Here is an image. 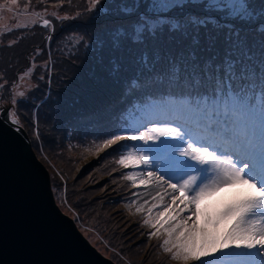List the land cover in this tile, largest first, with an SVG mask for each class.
<instances>
[{"label":"snow or ice","instance_id":"snow-or-ice-1","mask_svg":"<svg viewBox=\"0 0 264 264\" xmlns=\"http://www.w3.org/2000/svg\"><path fill=\"white\" fill-rule=\"evenodd\" d=\"M17 4L18 0H2L0 13H12ZM89 4L93 16L102 21L97 50L112 53V75L133 73L125 81L127 92L166 86L187 91H169L162 94L164 100L197 101L189 104L195 131L185 124L130 133L126 129L98 145L99 151L123 141L154 146L155 170L143 147L124 148L117 161L132 170L124 179L133 188L167 185L171 193H179L171 196L170 204L159 192V200L152 197L157 202L144 220L155 229L150 238L164 237L160 248L182 264L202 257L209 259L201 264H224L222 257L229 252L254 253L257 264H264V141L256 139L264 123V0ZM43 25L49 27L50 21L45 19ZM8 119L19 124L15 112ZM142 166L149 170L136 171ZM237 186L243 191L214 211L201 207L222 190ZM162 206L163 211L153 216V209Z\"/></svg>","mask_w":264,"mask_h":264},{"label":"rangeland","instance_id":"rangeland-1","mask_svg":"<svg viewBox=\"0 0 264 264\" xmlns=\"http://www.w3.org/2000/svg\"><path fill=\"white\" fill-rule=\"evenodd\" d=\"M35 1L42 2V0ZM0 2H2V0H0ZM30 2L32 1L18 0V4L15 6L12 13L7 11L0 13V117L5 115L8 116L10 112H15L16 117L19 119V124L15 125V127L19 129L20 126L24 129L38 160L45 166L50 174L56 204L62 213L76 224L77 229L84 238L104 257L115 264H182V262L171 260L169 254H162V250L158 249L160 251H157L156 245L158 240L153 239L154 236L150 238V240L146 237V231L151 233L154 231L151 230L153 228L144 224V222L139 223L141 219L145 220L142 215L147 214V209L151 207L153 203L157 202L154 201L152 197L157 196L158 192L164 195L165 204H170L171 196L179 195V193H171V189H168L167 185H161L159 188L155 186H149L147 188L140 186L132 198L129 197L127 200H123L124 209L127 211V213H124L121 209L122 206L116 204V200L118 199V197H114L116 180L112 177V172L103 173L100 167L104 156V150L102 152L93 153L83 150L86 148L82 146H80V150L77 152H72L67 148L61 149L58 146V141L61 138L60 132L58 131L55 136H49L50 140L54 141V144L44 148L46 136L50 133V131L46 132L44 128L49 126V124L47 122H42L40 124L38 117L46 119L48 122L51 120V122H58V120H60L57 117H53L54 106L52 105V101H54L53 92L59 90L56 88L58 83L54 82L55 78H52V75L51 77L48 76L51 70L56 69L55 72L57 73L59 70L54 66V63H42L40 60L51 59L52 61L54 58L64 57V55L73 49L74 45L71 39L77 35V33H72V35L64 37L62 40H56L52 27H44V18H39L32 14L30 11ZM33 3L35 2L33 1ZM51 3L61 5L62 1L57 0L56 3L51 1ZM35 24H40L43 28L48 30V32H44L45 50L40 53L37 58L34 57V59H38L37 63H35V61L31 63V67L28 66L27 70L29 68L32 70L31 75L25 76L26 70L17 76L16 79L15 70L9 69L8 66L12 61H14L13 63H15V66L20 65L22 68L26 66L25 54L27 50L35 42H40L39 35L33 38ZM98 36V34H84L85 40L91 41L92 43ZM30 56H34V54ZM60 60L64 61L66 59L64 57ZM32 61L34 60L32 59ZM43 66H50V69H42ZM71 72H73L71 69L65 71V73ZM124 73L125 79H129L127 78V72L124 71ZM41 76H43L44 81H46L45 84L42 83V86L39 85L41 82L38 80ZM32 79L37 81L41 93L38 91V93L33 92V94H31L34 89V84H31ZM53 82L54 85L52 86ZM70 87L71 86L68 85V88ZM20 92H24L25 95L23 98L19 96ZM118 94L119 95L116 97V110L120 102L127 96V92L124 91L121 93V90H119ZM14 100L15 103L13 102ZM93 108L95 111L101 110L96 109L94 106ZM152 110H154V108L149 109V111L142 116V121L139 126L132 131H145L154 126L176 127L178 124H185L195 131L194 125L190 119L191 113L187 109L181 110L175 108L166 112H157L156 115L152 114ZM26 117L29 120V124L26 122ZM88 125L92 126L93 129L97 127L96 122L90 121ZM262 125H264V123H262ZM262 125L258 127V129H261ZM105 126L109 127L108 122ZM48 128L51 130L50 127ZM76 132V136L81 135V131L76 130ZM107 133L108 132L103 134ZM259 133V131L256 133L257 141ZM34 136L38 137L37 139L39 141H36ZM84 138L85 140L81 145H88L89 141H94L93 145L95 142H99L95 141V137L93 138L89 135H85ZM161 139H168L169 142L174 143L170 138ZM39 142L40 144L38 145ZM132 143V145H126L125 147L128 149L143 147L148 151L145 155L148 156L151 162V170H155V162L153 161L152 155L154 146L142 145L141 142ZM44 149H48V151ZM108 151L112 156L117 154L114 152V146L108 148ZM63 157L66 159L62 161ZM141 170L147 171L149 169L143 166L141 169H136V171ZM164 178L167 179V176ZM72 186L83 193L89 190L91 192L90 194L93 195L94 193L97 202L102 203L104 207L108 208L106 212L100 208L97 210L94 207L91 208L86 198L80 197L74 199ZM119 190L122 191L123 187L119 186ZM241 191H243V189L240 186L222 190L220 193H217L215 196L205 201L201 207L203 208L207 205L209 211H214ZM137 193H139V195H137ZM157 200H159V196H157ZM145 201L148 203H145ZM177 204H179V201H177ZM141 205L144 206L143 211L137 212L136 208ZM180 206L182 207V205ZM159 211H163V206L153 209V216ZM107 215L110 217L109 221L106 220ZM184 215L187 216L188 213H184ZM124 217L128 218V221L125 220ZM115 223H117V225ZM114 225L117 229L112 228ZM115 229L120 233L118 239L119 244L116 242V236L118 234L114 231ZM107 230L110 231L107 233ZM143 232L144 235H142ZM145 238L147 239V245H144L146 244ZM140 246L143 247V250ZM228 255L232 258L231 260H226L224 264H257L254 253L229 252ZM149 256H151V258Z\"/></svg>","mask_w":264,"mask_h":264},{"label":"trees","instance_id":"trees-1","mask_svg":"<svg viewBox=\"0 0 264 264\" xmlns=\"http://www.w3.org/2000/svg\"><path fill=\"white\" fill-rule=\"evenodd\" d=\"M31 1L30 11L36 17L44 18L43 20L48 19L50 21L49 27H52V30H54L56 40H62V38L69 37V35H72V33H77V35L71 39L74 45L73 49L64 55L66 60H60L64 57H53L54 59H52V61L51 59L40 60L42 63H54V66H56V68L59 70L58 73L55 72L56 69L51 70V72L48 73V76L51 77L52 75V78H55L54 82L58 83L56 88L59 90H55L53 92L54 101H52V105L54 106L53 117H57L60 120H58V122H51L52 120L48 122L46 119L38 117L40 124L42 122H47L49 124V126L44 128L46 132L50 131V133L46 136L44 148L54 144V141H51L49 136H55L58 131L61 135V138L58 141V146L61 149L67 148L72 152H77L80 150V146H82L86 148L83 150L89 152H102L98 150V145H100L103 140L110 138L114 134H120L126 129L130 133L131 130L138 127L142 116L148 112L147 110L151 108H157L162 112H166L175 108L189 110L190 103L192 105L197 103L195 99L191 100V102H189L187 99L180 101L163 99L162 94H166L169 91L175 94H180L181 92L187 91L186 89L180 88L169 89L166 86H155L148 87L140 91L127 92L126 89L128 88V85L125 83V81L128 79H125L124 71L121 72L119 77L113 76L111 73L110 60L112 58V53L107 48H105L103 51H98L96 38L94 39L93 43L91 41L85 40V33L100 35L99 25L102 22L101 20L95 18L90 11L89 0H70V2L69 0H60L62 1L61 5H55L51 3V1L56 3L57 0H42V2L35 0ZM33 1L35 3H33ZM63 17H69V19L65 20ZM45 31L48 32V30L43 28L40 24H35L33 38L39 35L40 42H35L27 50L25 54V67L22 68L20 65L15 66V63H13L14 61L9 64V69L15 70L16 79L17 76L27 70L28 66H32L31 63L35 61V63H37L38 59H34V57L37 58L40 53L44 52ZM31 54H34V56H30ZM124 55L127 57L126 53ZM32 59L34 61H32ZM125 62L127 63V60H125ZM42 69L49 70L50 66H43ZM67 69H71L73 72L65 73ZM126 72L128 76L127 78H130L133 74L131 71ZM38 80L41 82L39 83L40 86L46 83L44 79L38 78ZM54 82L52 86L54 85ZM32 83L34 84V89L31 94H33V92L38 93L39 88L37 81L32 79L31 84ZM68 85L71 87L68 88ZM119 90H121V93L126 91L127 96L120 102V105L116 110V97L119 95ZM39 92L41 93V90ZM93 106L96 109L101 110L95 111ZM201 106H203L202 102ZM23 109L26 110L25 108ZM90 121L96 122L97 127L95 129L88 125ZM26 122L29 124L28 119ZM107 122L109 127L105 126ZM48 127H50L51 130H49ZM19 128L21 127L19 126ZM76 130L81 131V135L76 136ZM257 131L261 133L258 137V140L262 137V141H264V127H262V129L257 128ZM106 132L108 133L103 134ZM85 135H89L93 138L95 137V141L99 142H95L93 145L94 141H89L88 145H81V143L85 140ZM37 138L38 137H35V140L39 141ZM131 143L132 141H123L121 144L114 145V152L117 153L115 156L110 155L108 148L104 149V156L100 166L103 173L112 172V177L116 180L114 192V197H118L116 204H120L122 206L121 209L124 211V213H127V211L124 209L123 200H127L129 197L132 198V196L140 187L133 188L131 182L124 179V175L132 170L124 169L117 163L120 154L123 152L124 148H126L125 146L130 145ZM39 144L40 142L38 145ZM44 150L48 151V149ZM64 159L66 158L63 157L62 161ZM68 165L70 166L69 163ZM119 186L123 187L122 191L119 190ZM72 188L74 199L83 197L87 199L91 208L94 207L96 210L100 208L105 212L106 209H108L104 207L102 203L97 202L94 193L93 195L90 194V190L83 193L82 191H78L76 187L72 186ZM142 217L146 219L147 214L142 215ZM124 218L128 221V218ZM106 220H110L108 215ZM141 222H144V220L141 219L139 223ZM115 224L117 225V223ZM112 228H116L115 225ZM116 229L114 230L116 234H118L116 236V242L119 244L118 239L120 237V233ZM151 230L155 231V229ZM109 231L110 230H107V233ZM151 233L146 231V237L148 240H150ZM142 235H144V232ZM151 238H153V236H151ZM163 238L164 237L162 236H154L153 238L158 240L156 245L157 251H163V249L159 246L162 243ZM147 239L145 238L146 244L144 245H147ZM141 247L142 246H140V248ZM163 253L166 252L163 251L162 254ZM149 257L151 258V256ZM229 258L230 256L228 253L224 254L222 257L224 262L229 260ZM204 259L209 258L202 257L201 261ZM201 261H189L188 264H201Z\"/></svg>","mask_w":264,"mask_h":264},{"label":"water","instance_id":"water-1","mask_svg":"<svg viewBox=\"0 0 264 264\" xmlns=\"http://www.w3.org/2000/svg\"><path fill=\"white\" fill-rule=\"evenodd\" d=\"M0 264H115L65 216L26 132L0 117Z\"/></svg>","mask_w":264,"mask_h":264},{"label":"bare ground","instance_id":"bare-ground-1","mask_svg":"<svg viewBox=\"0 0 264 264\" xmlns=\"http://www.w3.org/2000/svg\"><path fill=\"white\" fill-rule=\"evenodd\" d=\"M27 82V81H26Z\"/></svg>","mask_w":264,"mask_h":264}]
</instances>
